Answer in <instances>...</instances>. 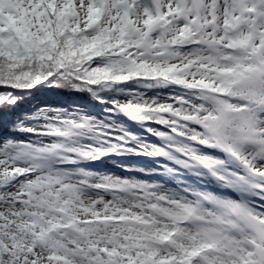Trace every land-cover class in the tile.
<instances>
[{
    "label": "snow or ice",
    "instance_id": "snow-or-ice-1",
    "mask_svg": "<svg viewBox=\"0 0 264 264\" xmlns=\"http://www.w3.org/2000/svg\"><path fill=\"white\" fill-rule=\"evenodd\" d=\"M0 264H264V0H0Z\"/></svg>",
    "mask_w": 264,
    "mask_h": 264
},
{
    "label": "rangeland",
    "instance_id": "rangeland-1",
    "mask_svg": "<svg viewBox=\"0 0 264 264\" xmlns=\"http://www.w3.org/2000/svg\"><path fill=\"white\" fill-rule=\"evenodd\" d=\"M40 94H37L36 96L39 97Z\"/></svg>",
    "mask_w": 264,
    "mask_h": 264
},
{
    "label": "trees",
    "instance_id": "trees-1",
    "mask_svg": "<svg viewBox=\"0 0 264 264\" xmlns=\"http://www.w3.org/2000/svg\"><path fill=\"white\" fill-rule=\"evenodd\" d=\"M37 94H40V93H36L35 95H37ZM40 96V95H39Z\"/></svg>",
    "mask_w": 264,
    "mask_h": 264
}]
</instances>
